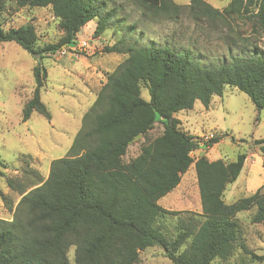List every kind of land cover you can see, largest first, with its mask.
I'll return each instance as SVG.
<instances>
[{"label": "trees", "instance_id": "16d2710c", "mask_svg": "<svg viewBox=\"0 0 264 264\" xmlns=\"http://www.w3.org/2000/svg\"><path fill=\"white\" fill-rule=\"evenodd\" d=\"M144 16L206 19L226 25L227 41L241 47L217 55L204 64L190 47L175 41L162 44L128 43L121 37L105 51L125 55L107 76L66 156L51 161L48 176L38 173L32 183L7 179L20 197L15 204L0 187V198L13 211L0 217V264H136L141 251L159 246L174 264H213L237 251L264 263V254L249 249L243 237L240 212L252 211L253 223L264 222V191L227 203L226 194L239 178L247 152L236 159L194 157L202 141L180 127L175 116L194 108L200 100L209 108L227 85L246 93L256 108L255 122L264 110V0H230L218 9L206 0L178 4L175 0H130ZM19 7H49L59 19L62 35L56 43L38 45L33 24L5 28L0 21V43L16 42L38 63L33 68L34 90L23 107L22 121L34 111L49 120L52 114L41 99L48 76L41 59L66 45L77 43L78 32L96 20L100 36L124 10L109 9V0H16ZM0 6V14L2 12ZM250 27L235 31L234 25ZM132 33V31H131ZM231 44V45H232ZM146 88L150 100L142 95ZM156 122L162 132L149 137ZM144 137L139 154L125 161L129 146ZM221 136L204 141L211 146ZM264 155V138L255 139ZM194 165L201 212L163 207L159 200L174 190L182 175ZM0 166L6 167L0 160ZM3 170L0 169V177ZM183 215V216H181ZM179 216L175 232L165 221Z\"/></svg>", "mask_w": 264, "mask_h": 264}, {"label": "rangeland", "instance_id": "374dc122", "mask_svg": "<svg viewBox=\"0 0 264 264\" xmlns=\"http://www.w3.org/2000/svg\"><path fill=\"white\" fill-rule=\"evenodd\" d=\"M178 4H188L191 0H175ZM218 9H223L230 0H206ZM124 5V10L112 21L100 36H95L96 20L89 21L77 34L75 45H66L56 53L47 54L41 59L47 69L45 85L41 89V99L52 114L49 120L34 111L28 121H22L25 102L31 98L34 90L33 68L38 61L16 42L0 43V160L6 167L0 166L3 175L0 187L14 200L20 199L18 193L7 184L8 178L17 183H32L38 173L44 179L48 176L53 159L66 156L74 137L81 127V116L94 102L99 89L107 81V76L124 59L125 55L108 53L106 46L112 45L121 37L128 43L162 44L175 41L184 48L190 47L204 64L212 63L217 55L228 54L230 47L238 53L241 47L227 41L226 25H211L203 19L194 21L185 17L155 18L144 16L138 5L130 0H109V9ZM2 12L0 21L5 28L19 27L31 23L38 35V45L56 43L62 30L59 19L49 7H19L16 0H0ZM234 25L235 31L249 30L240 22ZM132 31V33H131ZM86 42V45L83 43ZM232 44V45H231ZM259 49L264 50V36L259 41ZM65 50V54L61 51ZM142 95L150 100L148 89H142ZM214 98V99H213ZM209 108L197 100L191 110H182L175 116L180 127L195 135L202 145L193 152L218 154L228 160L236 159L238 153L247 152L246 166L241 176L231 184L226 194L227 203L252 194L258 185L264 191V166L259 156V145L255 139L264 138V110L261 121L255 122L256 108L250 97L238 88L227 85L222 96L215 95ZM163 125L156 122L149 137L159 135ZM221 136V141L211 146L203 145L212 137ZM140 141H143L140 139ZM141 142L132 144L125 155L129 161L140 152ZM200 154V155H201ZM257 173L256 183H249V172ZM188 187L186 191L185 187ZM185 187V190L183 191ZM199 190L192 165L184 173L181 185L159 200L167 206L169 199L174 201L169 208L178 211L195 212L199 199ZM178 203V204H177ZM252 211L238 214L243 225V237L249 249L257 255L264 254V222L253 223ZM13 216L0 198V217L10 219ZM183 216V215H181ZM179 216H168L166 225L175 232ZM75 248L69 251L71 264L75 262ZM136 264H174L159 246L141 251ZM213 264H264L253 260L250 255L237 251L228 260H216Z\"/></svg>", "mask_w": 264, "mask_h": 264}, {"label": "crops", "instance_id": "0c3cea01", "mask_svg": "<svg viewBox=\"0 0 264 264\" xmlns=\"http://www.w3.org/2000/svg\"><path fill=\"white\" fill-rule=\"evenodd\" d=\"M96 96H97V94H96ZM96 96H95V99H96ZM95 99H94V100H95ZM213 99H214V98H213ZM212 102H213V100L211 101L210 106L212 105ZM210 106H209V107H210ZM86 111H87V110H86ZM86 111H85V112H86ZM83 115H84V114H82V116H81V123H82V117H83ZM140 139H142L143 141L145 140L144 137H142V138H140ZM140 139L137 140V141L134 142V143H138V142H141V143H142L143 141H140ZM220 141H221V140H220ZM134 143H132V144H134ZM132 144H131V145H132ZM131 145H130V146H131ZM130 146H129V147H130ZM140 147H141V145H140ZM204 152H205V154L207 155V157H208L210 160H217V159L222 158L221 155L219 156V153H218V154H212V155H211V154H209V152H206V151H204ZM200 154H201V153H199V155H200ZM192 155H193V153H192ZM135 157H136V156H135ZM197 157H199V156H197ZM259 159L261 160V163H262V165L264 166V156H263V157H262V156H261V157L259 156ZM245 164H246V162H245ZM193 166H194V165H193ZM245 166H246V165H245ZM245 166H244V167H245ZM194 169H195V167H194ZM243 170H244V168H243ZM243 170H242V172H243ZM242 172H241V174H242ZM241 174H240V176H241ZM183 176H184V174L182 175V179H183ZM240 176H239V177H240ZM249 176H250V177H249V183H248V185H249L250 183L254 184V183L257 182V181H256L257 173H256L254 170H251V169H250ZM195 178H196V171H195ZM182 179H181V180H182ZM196 183H197V178H196ZM180 185H181V182H180V184H179L178 186H180ZM178 186H177V187H178ZM197 186H198V185H197ZM185 187H187V186H185ZM185 187H184L183 191L185 190ZM229 188H232V187H229ZM258 188H260V185L257 186L256 190H257ZM187 190H188V187L186 188V191H187ZM198 190H199V189H198ZM229 192H230V191H228V196H229ZM199 196H200V194H199ZM171 204H174V201H172L171 199H169L168 202L166 203L167 206H166V207L163 206V207H165V208H167V209H170L169 206H170ZM177 204H178V203H177ZM195 209H196V210H195L196 212H201V200H200V197H199V199H198V203L196 204Z\"/></svg>", "mask_w": 264, "mask_h": 264}, {"label": "built area", "instance_id": "2783aa9c", "mask_svg": "<svg viewBox=\"0 0 264 264\" xmlns=\"http://www.w3.org/2000/svg\"><path fill=\"white\" fill-rule=\"evenodd\" d=\"M83 45H86V42L83 43ZM63 54H65V50L61 51Z\"/></svg>", "mask_w": 264, "mask_h": 264}]
</instances>
